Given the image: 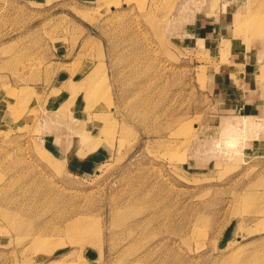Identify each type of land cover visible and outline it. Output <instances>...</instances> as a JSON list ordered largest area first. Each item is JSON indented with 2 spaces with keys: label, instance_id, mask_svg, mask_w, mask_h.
<instances>
[{
  "label": "rangeland",
  "instance_id": "rangeland-1",
  "mask_svg": "<svg viewBox=\"0 0 264 264\" xmlns=\"http://www.w3.org/2000/svg\"><path fill=\"white\" fill-rule=\"evenodd\" d=\"M0 264H264V0H0Z\"/></svg>",
  "mask_w": 264,
  "mask_h": 264
},
{
  "label": "bare ground",
  "instance_id": "bare-ground-1",
  "mask_svg": "<svg viewBox=\"0 0 264 264\" xmlns=\"http://www.w3.org/2000/svg\"><path fill=\"white\" fill-rule=\"evenodd\" d=\"M228 126V127H227ZM227 126H225V128L227 127L228 129H227V131H230V132H232L233 134H235V135H240L241 133H235V131L229 126V125H227ZM185 128H186V126H185ZM223 129V128H222ZM232 129V130H231ZM183 130V129H182Z\"/></svg>",
  "mask_w": 264,
  "mask_h": 264
}]
</instances>
